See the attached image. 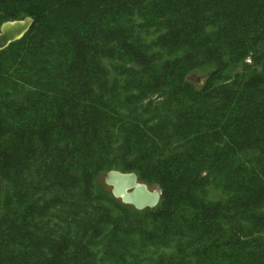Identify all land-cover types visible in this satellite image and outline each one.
Listing matches in <instances>:
<instances>
[{
	"label": "trees",
	"instance_id": "obj_1",
	"mask_svg": "<svg viewBox=\"0 0 264 264\" xmlns=\"http://www.w3.org/2000/svg\"><path fill=\"white\" fill-rule=\"evenodd\" d=\"M25 16L0 50V264H264V0H0Z\"/></svg>",
	"mask_w": 264,
	"mask_h": 264
},
{
	"label": "water",
	"instance_id": "obj_2",
	"mask_svg": "<svg viewBox=\"0 0 264 264\" xmlns=\"http://www.w3.org/2000/svg\"><path fill=\"white\" fill-rule=\"evenodd\" d=\"M33 22L34 19L30 16L3 22L0 25V50L22 38ZM104 180L115 198L133 205L138 210L154 208L160 202L162 190L140 181L135 171L111 169L104 175Z\"/></svg>",
	"mask_w": 264,
	"mask_h": 264
},
{
	"label": "rangeland",
	"instance_id": "obj_3",
	"mask_svg": "<svg viewBox=\"0 0 264 264\" xmlns=\"http://www.w3.org/2000/svg\"><path fill=\"white\" fill-rule=\"evenodd\" d=\"M208 68H200V69H197L195 71H193L190 75H189V78L197 85L201 86L204 81H205V77H206V74H207V70ZM105 180L103 177H101L99 179V183H103ZM105 183V182H104ZM107 185V184H106ZM106 189H109L110 190V186H106Z\"/></svg>",
	"mask_w": 264,
	"mask_h": 264
}]
</instances>
